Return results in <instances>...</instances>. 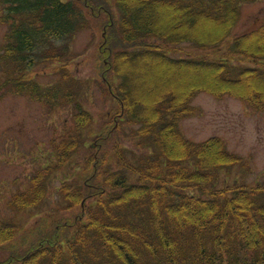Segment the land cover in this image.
I'll return each instance as SVG.
<instances>
[{
    "label": "trees",
    "instance_id": "1",
    "mask_svg": "<svg viewBox=\"0 0 264 264\" xmlns=\"http://www.w3.org/2000/svg\"><path fill=\"white\" fill-rule=\"evenodd\" d=\"M247 1L253 0H0V20L7 25L0 41L1 87L15 76L17 93L77 109L76 120L55 141L63 162L90 145L82 130L91 114L80 101L89 86L66 64L73 37L84 29L104 28L97 69L115 87L109 90L125 122L136 126L125 132L131 149L116 132L121 125L96 136L87 161L94 170L82 181L62 182L58 192L77 214L41 228L29 243L16 242V224L0 219V245L8 243L0 264H264V183L221 182L220 172L241 157L219 136L196 142L181 129L182 119L195 115L192 101L200 92L264 111V24L231 37ZM203 23L211 27L205 34L198 30ZM182 45L206 52L174 57ZM60 58L65 67L48 86L27 77ZM239 58L252 66H241ZM147 62L160 74L175 70L197 79L140 103L132 73ZM48 174L35 175L10 207L38 208Z\"/></svg>",
    "mask_w": 264,
    "mask_h": 264
},
{
    "label": "rangeland",
    "instance_id": "2",
    "mask_svg": "<svg viewBox=\"0 0 264 264\" xmlns=\"http://www.w3.org/2000/svg\"><path fill=\"white\" fill-rule=\"evenodd\" d=\"M240 10L232 38L257 30L264 24V0L244 2ZM176 22L179 23L177 20ZM209 28L210 24L203 23L198 30L205 34L204 30ZM6 30L7 25L0 20L1 41ZM103 30L101 26H91L80 31L73 37L70 43L71 52L66 56L68 71L73 72L75 78L83 79L86 88L89 86L81 101L92 114V121L82 130L83 140H87L90 145L73 154L66 162L59 156L54 139L60 137L58 132L66 128V123L70 125L76 120L75 104L50 109L49 106L31 99L28 94L14 93L11 90L0 91V217L5 220L12 219L18 225L19 238L16 242L24 240V243H29L41 228L50 230L67 219L66 217L77 214V208L66 209L65 199L58 192L59 187H62L64 180L82 181L91 174L94 165L90 164L89 168L87 161L94 154L92 144L95 137L102 132L101 136H104L118 125L114 114L120 113V105L111 96L97 69V53L104 37ZM174 50L176 52L173 55L186 57H195L206 52L191 45H182ZM66 60L60 58L54 63L39 65L27 77H38L43 86H48L50 82L59 79L58 70L65 67L62 63ZM239 61L241 66L251 64L245 58H239ZM156 71L150 62L134 68L132 80L140 103L160 89L171 85L186 86L197 79L175 70L161 74ZM1 79L0 74V81ZM111 89L115 92V87L111 86ZM192 103L196 108L195 115L181 121L185 136L194 141L220 136L228 150L241 157V163L229 171H221V182L225 180L227 184H232L238 179L239 182L245 181L249 185L264 183V111L232 96L217 98L206 92H200ZM121 126L123 131L119 129L116 132L120 135L123 146L131 149L132 141L130 135L126 134L136 126L125 122ZM115 166L113 162V167ZM46 169L49 173V187L43 203L38 208L12 211L8 207L12 194L25 188L31 175L33 180L35 175ZM0 247V257H5L7 251L3 248L8 247V243Z\"/></svg>",
    "mask_w": 264,
    "mask_h": 264
}]
</instances>
